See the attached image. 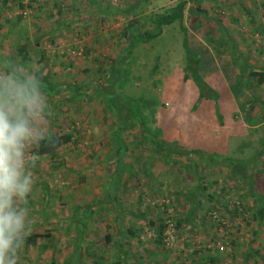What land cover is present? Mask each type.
Segmentation results:
<instances>
[{
    "label": "rangeland",
    "instance_id": "374dc122",
    "mask_svg": "<svg viewBox=\"0 0 264 264\" xmlns=\"http://www.w3.org/2000/svg\"><path fill=\"white\" fill-rule=\"evenodd\" d=\"M17 1L7 0L2 4L0 0V25H3L0 28V59L5 60L4 63L0 62V68L9 64L11 67L23 66L36 76H47L50 86L61 85L57 91L43 92L50 109L48 127L54 135L64 132L72 134L70 142L61 146V156L56 160L48 157L39 159L31 150L29 159L36 161V166L31 169L32 191L26 203L18 204L28 209V234L36 231L42 237L36 245L20 249L17 264H123L118 260L116 243L120 239V232H125L130 222H134V227L139 226V229L136 236L125 245L132 248L136 255H125L127 264H136L135 261L138 264H164L165 258L158 251L145 255V249L156 251L153 230L144 225L143 219H132L125 213L122 216L123 224L119 227L118 209L115 203L106 198L105 194L110 189L107 184L114 179L118 164L117 156L112 155L115 144L111 139V130L116 128L112 123L115 117L109 111L108 101L93 91L105 84L98 70L108 69L118 57L125 56L124 50L132 37L126 30V22L131 20L132 14L125 9L127 4H136L137 0H22V3L30 2L32 5V8L23 11L16 7ZM178 1L146 0L138 7L136 13L140 15L134 19L141 21L144 16L160 13ZM199 3L211 20L217 18L225 23L240 54L249 63L263 64L264 0H199ZM9 5L10 9L6 7ZM112 7L117 9L114 15L110 11ZM189 7L190 3L186 5L181 24L175 22L163 26L158 38L146 44H136L130 51L131 56L128 58L127 55L118 63L120 69L126 68L129 72V80L117 90L121 97L133 101L135 107L143 97L155 100L158 105L155 108L156 116L152 118L157 119L159 112H162L166 120L173 123H159L160 127L173 128V139H183L187 144L198 146V150L202 149L197 155L210 158L209 153L214 150L235 158L244 167V163H248V173L252 174L257 184L255 187L264 197L261 177L264 168V153H261L264 148V85L252 82L249 86V93L255 99L252 107L245 96L241 99L235 97L229 86L240 71L231 62L227 50L229 46L224 50L219 49L222 40L217 38L220 32L215 26L202 23L200 27H192L191 21L196 16L191 14ZM57 9L60 13L56 12ZM249 14L254 16L252 22L248 20ZM17 18V27L9 33V23ZM182 27L186 32H183ZM144 28L149 27L146 24ZM185 35L189 39V48L201 59L197 70L201 80H198L214 91L212 97L206 93L193 107L195 99L190 101L188 95L192 93L194 84L185 70L187 54L182 44ZM26 36L29 41L28 58L20 61L16 53L13 55L11 47ZM37 37L40 38L39 45L34 43ZM210 37L214 40L211 41ZM90 39L94 41L93 49L85 46ZM186 75L189 78L185 79ZM68 84L77 85L87 95L75 97L68 89ZM239 103L245 104L243 109ZM245 110L251 112L248 113L253 119L261 120H255L253 125L247 124ZM145 112L147 114V110ZM135 135H138L136 128L123 132L122 139L135 147L131 146L129 153H123L120 157L123 162H128V154L135 156L140 166L148 158L143 149L135 142H130ZM192 157L197 159L196 155ZM219 159L211 156L213 161ZM61 160L64 165L54 170L55 161ZM148 161L145 163H158L152 159ZM198 165L196 173L200 179L206 180L208 191L213 193L215 200L213 203L203 202L207 204H203L200 213L214 207L216 202L218 212L225 206L228 222L225 228H216L212 221L202 224L201 218L194 212L197 216L195 221L188 222L181 235L176 234L177 229L175 232L172 227L167 229L165 235L168 236V242H165L164 251L168 253V264H192L199 256L193 251L202 249L204 245L206 249H202L203 257L216 256L217 262L202 264H264V219L261 225L254 219L252 211L255 207L247 183L233 175L224 164L206 167L200 161ZM162 167L167 169L158 171L156 167L151 168L152 173L157 171L158 178H155L157 182L148 184L146 190L142 185L145 183L143 176L133 178L132 175L123 174L124 182L119 197L124 202L125 212L135 214L145 210L147 216L151 217L154 212H158L163 198L151 189L160 182L168 183V187L160 185L163 188L170 191L176 189L181 193L195 185L193 169H183L185 176L182 178L179 171L172 169L167 175V164ZM140 195L146 205L144 202L137 204ZM91 203L95 212L90 220H84L83 211ZM177 203L176 216H186L185 205L180 200ZM42 207H45V211L37 216V209ZM171 208L169 212H173ZM247 209V215H241V211ZM246 220L251 222L250 227ZM177 228L180 226L177 225ZM255 230L259 231L253 237L251 234ZM108 232L112 240L105 241V244L103 237ZM250 237L252 240L248 245L247 238ZM231 239L236 243L234 247ZM86 245H91L94 251L92 255L85 251Z\"/></svg>",
    "mask_w": 264,
    "mask_h": 264
},
{
    "label": "trees",
    "instance_id": "16d2710c",
    "mask_svg": "<svg viewBox=\"0 0 264 264\" xmlns=\"http://www.w3.org/2000/svg\"><path fill=\"white\" fill-rule=\"evenodd\" d=\"M2 4H5L7 0H1ZM33 1V0H29ZM146 0H137L136 4H127L126 6V11L131 15V20L127 21V28L128 32L131 34V38L128 41V47L127 49L124 50L125 56H122L121 58H117L115 61L112 62L111 66H109L108 69H102L98 70V74L100 75V78L103 79V83L105 81V84L103 86H100L99 88L93 89L95 92L94 94L101 95L104 99L108 101V106H109V111L111 112L112 115H114V120L112 123L116 128H113L111 130V139L112 142L115 144L114 145V153H112L113 156H117L118 164L115 169V177L114 179L112 178L109 183L107 184L109 189V192H107L106 198H109L110 201L115 203L116 208L118 209L117 213V218L119 219V227L121 224H123V214L130 215V218H140L144 220V225L148 229L153 230V233H155V238H154V246L156 251H152L151 249H145L146 251V256L149 254H155V252H160L162 255V258H165L164 264H168V260H166L167 252L164 251L166 248L165 242H168V236L165 235V231L167 229H171L170 227L173 228L174 232L175 229L178 230L176 233L177 235H181L182 230H185L186 227L188 226V222L192 221L195 217V213L201 218V223H207L208 221H212L213 224H215L216 228H225L226 227V208L225 206L222 207L221 209L217 210L218 204L215 202V206L211 207V209H206L203 211V213H200V210L203 209V202H214L213 193H210L208 191V186L206 185V180L205 179H200L198 174L196 173V169L198 168V162L203 161L205 163V166H218V165H226L229 167L230 172L233 173V175H236L240 178H242L246 183L248 187V191H250V197L253 199V205L255 207L254 211H252V214L255 215L256 217L255 220L261 225L262 220L264 219V197L260 195L258 192L257 186L255 179L252 177V174L248 173L247 169V164L244 163L245 167L243 166L242 163L237 162L235 158L230 157V156H225L223 153L221 154L218 151H212L210 152V158L208 156L201 157L197 154L202 150H198V146H192L190 144H187L183 139L178 138V140L173 139L174 132L173 128H169L166 125L168 124L167 122H170L172 124L173 122L166 120L164 117L165 115L160 113V116L157 119H153L152 116H156L155 113V108L158 105V103L155 100H150V99H144V97L138 101V106H134L132 103L133 101L130 102V100H126L123 97H121L120 92L117 90L118 88L121 89L122 87L127 84V81L129 80L128 74L129 72L127 69H120L118 67V63L125 57L128 58L131 56L130 51L135 48L136 44H146L149 43L150 41L155 40L158 38V36L161 34L162 27L163 26H169L175 22H178L181 24V21L183 20L184 17V11L186 9V5L190 3V7L188 10L191 12L192 15H195V19L191 21V26L192 27H200L202 23H208L209 26H215V29L218 30L219 37L220 38L219 42V49H227L226 46L228 47V51L230 53V58L231 62H233V65L235 64L236 67H238L239 74L236 76L235 81L230 84V90L232 93L235 95L236 98L241 99V97L245 96L248 100V103L250 104V107H252L255 99L251 94L249 93V86H251L252 82H256L258 85H264V62L261 66L259 65H254L248 62V60L239 52V49L234 42V39L231 37V35L228 33V30L225 27V23H223L220 19H210V17L206 14V10L204 8L200 7L199 0H179L176 2L172 7H169L165 10H163L160 13L156 14H151L150 16L146 17L144 16L141 21H138V19H134L137 17L138 13L137 9L138 7L145 2ZM17 6L20 8L22 11L25 10L26 8H32V5L30 2L27 3H22V0L17 1ZM264 6V5H263ZM8 9H10V5L6 6ZM116 8L112 7L111 8V14L114 15L116 12ZM124 10V11H125ZM57 13H60V10L57 9ZM102 12H106V10H102ZM104 14V13H102ZM248 20L249 22H252L254 19V16L252 14L248 15ZM18 18L15 19V21L9 23L8 25V32L10 33L13 29H15L18 25L17 23ZM138 22V23H137ZM67 24V23H66ZM148 25L149 28H144L145 25ZM141 25L140 28H138ZM3 25H0V28ZM64 26V25H62ZM211 26V27H212ZM183 32H186L185 28L182 27ZM7 31V30H6ZM25 32V31H24ZM126 31H124L125 34ZM129 34V35H130ZM126 35V34H125ZM213 37H210L209 39L213 41L214 39H211ZM35 45L40 44V38H35L34 40ZM29 44L28 37L26 36L23 40L18 41V43H14L11 47L12 51L14 52L13 55L16 53V56L19 57L20 61H26L28 58V51H27V46ZM93 40H89L88 43L85 44L86 48L88 49H93ZM182 44L185 48L186 51V60H187V65L185 70L187 71L188 76H191L190 78L192 79V93H190L189 100L193 101V106H196V103H198L199 100H202L204 98V95L207 93L210 95L209 97H212L214 94V91L205 83H202L198 79H200V76L197 73L198 66L200 64V57L197 55V53H194L191 51L189 48V39L185 35V37L182 40ZM226 47V48H225ZM10 62V59H7ZM4 59L1 60V63H4ZM123 61V60H122ZM8 62V61H7ZM194 65H195V70H194ZM11 65L9 64L5 66V68H10ZM122 71V72H121ZM123 73V74H122ZM40 78L41 81V91L42 92H50L53 89L59 90L61 85H56L53 87V84L49 83V80L47 76L43 74H38L37 75ZM107 77V78H106ZM130 77V76H129ZM106 78V79H105ZM189 78L187 75L185 76V79ZM201 80V79H200ZM45 85V86H44ZM68 89L72 91L75 97H85L87 95L86 91H83L80 87H78L75 84H68ZM97 87V86H96ZM47 88V89H46ZM184 92V91H183ZM192 96V99H191ZM249 96V97H247ZM245 103V102H243ZM246 104V103H245ZM244 104V105H245ZM241 105V108L243 109L244 105L242 103H239V106ZM142 108V109H141ZM193 109V108H191ZM145 110H147V114H145ZM195 110V109H193ZM145 112V113H144ZM250 112L249 110H245V121L249 125H253L256 121H260L261 119H253V116L249 115ZM251 114V112H250ZM175 119V118H174ZM173 119V120H174ZM162 121V122H161ZM160 124L163 125L165 123L166 127H160ZM136 126V127H135ZM155 126V129H153ZM173 127V126H172ZM136 128L138 131V135L133 136V138L130 140V142H135L136 145L143 149L146 152V155L149 159L157 161V165H154L153 163L150 165L148 163H145L146 161L149 162L148 160H145L143 164L140 166L138 165L139 163L137 162V159L135 160V156L132 155H127L128 156V162L122 160L120 156L126 154L127 152L129 153V150L131 149V145L129 142L126 140L122 139V135L124 131H132ZM72 138L71 133H59V134H51L50 138L44 142L41 143V145L33 149V155L37 156V158H44L48 157L50 160H56L60 155V148L61 146L68 144ZM198 140L197 142H199ZM200 144V143H199ZM147 145L151 146L148 147ZM191 146V147H189ZM135 147V146H134ZM261 153H264V148L261 149ZM206 154V152H205ZM259 154V153H258ZM192 155H196L197 159H194ZM211 156L217 157V162L214 160H211ZM157 159V160H156ZM159 160V161H158ZM249 162V161H247ZM117 163V161H116ZM263 163V162H262ZM55 165L53 166V169L55 170L56 168H60L61 166L64 165V162L58 161L54 163ZM167 164L168 166V173H170V169L179 171V174L182 175V178L185 176L183 173V169H193L195 174L193 176L195 180V185H193L192 189L186 191V192H180L176 189L174 190H167V188L163 187H168L164 183H159L157 187L153 186L154 191H157V195L160 196L162 199L161 205L162 207L157 210L158 212H154L152 217L147 216L148 212L145 210L139 211L137 213L133 212H125L124 210V202L122 203V199L119 197V192L120 188L123 187V174H128L132 175V177H136L137 175L143 176V180L145 183L144 184V190H146V186L148 184L152 185L153 182L156 181L155 178H158L157 171L156 173L151 172L152 167H156L158 171L160 170H166L167 168L162 167V165ZM142 166V167H141ZM144 168V169H143ZM263 174H261V177L263 178L264 182V168ZM184 175H183V174ZM113 174V175H114ZM137 176V177H138ZM157 176V177H156ZM152 177V178H151ZM155 179V180H154ZM176 179L177 178L176 176ZM157 182V181H156ZM205 182V183H201ZM120 185V186H119ZM160 185H164L163 187ZM45 186V185H44ZM143 188V186H142ZM163 188V189H162ZM114 192V194L110 195V192ZM143 191V190H142ZM29 196V195H28ZM146 196V194H145ZM139 199L137 200V204H142L144 201L141 199V195L138 197ZM180 200L181 203H183V206L185 210L187 211L186 216H183L178 218L176 216L175 210H176V205H178L177 201ZM28 201V197H27ZM146 205V203L144 202ZM31 208H33V205L30 204ZM93 203L90 204V206L87 207V209H84L83 211V216L84 220L88 219L90 220L92 215L94 214L95 211L92 210ZM173 210V212H169V208ZM123 207V208H121ZM45 207H42L41 209H37L38 215H42ZM250 209V208H249ZM244 210L241 211V215L244 216L243 213L247 215V211L249 210ZM33 210V209H32ZM240 210H238L239 212ZM195 212V213H194ZM155 214V215H154ZM150 217V218H147ZM147 218V219H146ZM244 219V218H243ZM195 221V219H194ZM249 220H246V222ZM85 222V221H84ZM228 222V221H227ZM195 223V222H194ZM251 222H248V226L250 227ZM134 222H130L127 224L125 232H120L119 240L116 243L118 246L117 254L119 255L118 260L122 261L123 264H127L128 258L125 257V255L131 256V253L135 255V253L132 251V248L130 247H125V245H128L131 239H133L136 236V231H138L139 226L134 227ZM197 224V223H195ZM83 225V224H82ZM86 225V223H84ZM177 225L180 226V228H177ZM260 227V226H259ZM259 231V230H258ZM258 231L255 230L251 236L256 237V234H258ZM125 236V238H124ZM42 236L40 233H37L36 231L28 234L27 239L22 247L27 248L28 246L36 245V242L41 238ZM80 237V236H79ZM78 237V238H79ZM77 238V239H78ZM124 238V240H123ZM104 243L107 244L106 242H109L112 240L111 233H106V235L103 237ZM234 239H231V244L232 247L236 245L233 241ZM251 237L247 238L248 245L251 243ZM106 241V242H105ZM247 245V246H248ZM124 246V247H123ZM206 249V246L204 245L203 247ZM202 248V249H203ZM85 251H87V254H91L94 252L91 248V245H86L84 247ZM202 249L194 250L193 253L196 255L199 254V256L196 258L197 260H193L191 263L192 264H202V262H211L213 263L214 261L217 262V257L216 256H210L207 258L203 257V252ZM210 250V249H209ZM206 254V253H205ZM248 253L244 254L243 256H247ZM256 254V253H255ZM138 255V254H137ZM80 256V255H78ZM136 256V255H135ZM139 256V255H138ZM137 256V257H138ZM72 262L69 263H62V264H71ZM136 264L137 261H135ZM185 264V263H181Z\"/></svg>",
    "mask_w": 264,
    "mask_h": 264
},
{
    "label": "clouds",
    "instance_id": "9594fccd",
    "mask_svg": "<svg viewBox=\"0 0 264 264\" xmlns=\"http://www.w3.org/2000/svg\"><path fill=\"white\" fill-rule=\"evenodd\" d=\"M50 109L40 78L14 65L0 68V264H17L28 236L27 202L32 191L29 159L51 136Z\"/></svg>",
    "mask_w": 264,
    "mask_h": 264
},
{
    "label": "crops",
    "instance_id": "0c3cea01",
    "mask_svg": "<svg viewBox=\"0 0 264 264\" xmlns=\"http://www.w3.org/2000/svg\"><path fill=\"white\" fill-rule=\"evenodd\" d=\"M187 143V142H186ZM254 217H256L255 215H253ZM255 219V218H254ZM256 221V220H255Z\"/></svg>",
    "mask_w": 264,
    "mask_h": 264
}]
</instances>
